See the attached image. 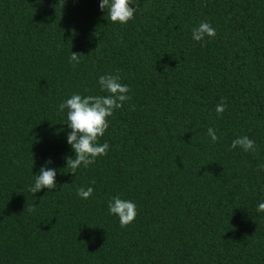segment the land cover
Returning a JSON list of instances; mask_svg holds the SVG:
<instances>
[{
	"label": "trees",
	"instance_id": "obj_1",
	"mask_svg": "<svg viewBox=\"0 0 264 264\" xmlns=\"http://www.w3.org/2000/svg\"><path fill=\"white\" fill-rule=\"evenodd\" d=\"M136 3L120 24L100 0H0V264H264V0ZM202 21L216 36L197 42ZM106 74L131 99L73 175L58 108L107 95ZM245 135L255 152L231 148ZM48 160L56 188L33 194ZM117 195L137 208L126 227Z\"/></svg>",
	"mask_w": 264,
	"mask_h": 264
},
{
	"label": "clouds",
	"instance_id": "obj_2",
	"mask_svg": "<svg viewBox=\"0 0 264 264\" xmlns=\"http://www.w3.org/2000/svg\"><path fill=\"white\" fill-rule=\"evenodd\" d=\"M135 5V6H133ZM140 5L136 0H100V9L107 11V18L111 22L126 24L134 18V14ZM216 36V30L206 21L200 22L197 27L192 29L193 40L199 42L206 37ZM99 45V44H98ZM98 47V46H97ZM80 62V53L72 52L70 63L73 66ZM119 74H106L99 77L98 83L100 91L106 92L107 95H87L72 94L70 98L60 103L58 110L67 109V126L70 131L67 133V143L74 150L75 156L65 157L66 167L71 169L73 175L82 165L87 168L95 163L100 156L107 155L109 144L104 142L98 143L109 127L108 118L111 117L115 110L123 107L126 101L131 97L128 95L130 88L120 82ZM226 98H221L216 105L217 115H222L226 110ZM207 135L211 137L212 142H216L218 137L213 128H208ZM241 147L245 152H255L256 142L248 136H240L232 141L231 148ZM52 161L48 160L45 166L39 169V174L35 175L34 185L29 190L35 194L43 188L49 191L56 188V170L47 167ZM264 168V164L260 165ZM95 184V180L92 181ZM94 189L88 187H79L77 195L80 198L88 199L92 196ZM35 211V208L28 209ZM108 211L119 218L121 227H126L132 223L137 216V208L134 202L122 199L119 195L113 196L108 202ZM258 212H264V202L257 206Z\"/></svg>",
	"mask_w": 264,
	"mask_h": 264
}]
</instances>
